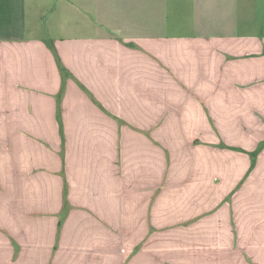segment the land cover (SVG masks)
I'll list each match as a JSON object with an SVG mask.
<instances>
[{"label": "crops", "instance_id": "0c3cea01", "mask_svg": "<svg viewBox=\"0 0 264 264\" xmlns=\"http://www.w3.org/2000/svg\"><path fill=\"white\" fill-rule=\"evenodd\" d=\"M263 141L264 0H0V264H264Z\"/></svg>", "mask_w": 264, "mask_h": 264}, {"label": "trees", "instance_id": "16d2710c", "mask_svg": "<svg viewBox=\"0 0 264 264\" xmlns=\"http://www.w3.org/2000/svg\"><path fill=\"white\" fill-rule=\"evenodd\" d=\"M48 46L51 49V51L53 52L56 62H57V66L60 70V73L62 74L63 79L65 80V78H67L68 76H70V73L68 72V70H66V68L64 67V65L61 63L58 54L56 52V49L54 47V44L52 42H48ZM264 146V141L261 142L259 144V146L257 147V149L253 152H250V156L252 158V161H254V159L256 158L257 153L261 150V148Z\"/></svg>", "mask_w": 264, "mask_h": 264}, {"label": "rangeland", "instance_id": "374dc122", "mask_svg": "<svg viewBox=\"0 0 264 264\" xmlns=\"http://www.w3.org/2000/svg\"><path fill=\"white\" fill-rule=\"evenodd\" d=\"M52 6H50V8H51ZM49 16V15H48ZM47 18V17H46Z\"/></svg>", "mask_w": 264, "mask_h": 264}]
</instances>
